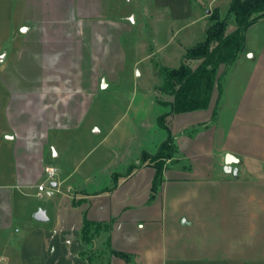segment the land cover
<instances>
[{"label":"crops","instance_id":"0c3cea01","mask_svg":"<svg viewBox=\"0 0 264 264\" xmlns=\"http://www.w3.org/2000/svg\"><path fill=\"white\" fill-rule=\"evenodd\" d=\"M217 1L0 0V264H264V19L246 31L235 64L218 69L208 107L167 117L175 146L159 180L141 158L166 138L158 117L169 107L157 100L174 101L159 90L153 59L168 67L178 54L196 70L203 61L185 55L204 41ZM202 21L203 40L177 39ZM111 86L118 95L128 86L126 111L77 152ZM227 155L237 159L230 172ZM46 167L59 170L48 193L57 203L39 222L31 190Z\"/></svg>","mask_w":264,"mask_h":264},{"label":"trees","instance_id":"16d2710c","mask_svg":"<svg viewBox=\"0 0 264 264\" xmlns=\"http://www.w3.org/2000/svg\"><path fill=\"white\" fill-rule=\"evenodd\" d=\"M262 19H264V0H233L226 18L221 19L219 15H212L204 41L187 51L186 60L203 61L196 70L185 62L179 68L162 65L155 67L156 74L163 80L159 90L174 96L173 102L157 100L159 105L169 107L168 112L158 117V126L165 133V140L154 154L143 152L141 156L143 162L155 164L158 169L157 180L161 176L164 162L157 163L171 158L174 153L175 144L167 117L173 113L190 112L208 107L212 91L220 81L221 76L217 75L218 69L221 66L229 69L235 64L244 51L246 31ZM232 22L237 28L234 32L228 33ZM94 226L95 223L88 220L84 222L82 233L85 243H91Z\"/></svg>","mask_w":264,"mask_h":264},{"label":"rangeland","instance_id":"374dc122","mask_svg":"<svg viewBox=\"0 0 264 264\" xmlns=\"http://www.w3.org/2000/svg\"><path fill=\"white\" fill-rule=\"evenodd\" d=\"M193 2H197L199 0H192ZM228 0H219L217 1V4L220 8H216V7H208V11H205L206 14V19L208 21V25H209V21L211 19L212 15H219V17L221 16L222 19L226 18L227 16V11H228V4H227ZM205 22L202 21L200 23H198L196 26L193 27H189L186 31H184L180 36H177V39L180 40L182 43L185 44L186 47H190L194 44H196L197 42L203 40L202 39V28L204 26ZM235 23L232 22L229 26V28H233L232 26H234ZM193 35L195 34V38L197 39H193L192 41H189V39H187L186 35ZM190 37V36H189ZM165 38V36H164ZM167 39V41H163V42H167L169 38L166 36L165 40ZM171 41H169L168 44H170ZM176 41H173L172 44V48L175 46ZM174 45V46H173ZM152 45H149L148 48H151ZM171 51V49L169 50V52ZM173 51V49H172ZM171 51V52H172ZM142 54H144L142 51L138 52L137 55L142 56ZM137 59L136 53L135 52H130L129 56H128V60L126 62V71H132V66L133 63L135 62V60ZM154 62V69L157 65H160V60L158 59V57H155L153 59ZM168 65V67H172V68H178L180 66V59L178 57V54L175 55H171L169 56L168 60L165 61ZM147 65L148 62H145V60L141 61V65H140V71L144 72L147 69ZM154 73L156 74V70H154ZM132 75L137 78L136 80L139 82V85L142 86H148L149 85V80H152L150 78H147L146 75H143V77H140V74L138 75V71H134V73H132ZM156 76H158L156 74ZM127 75L122 76V82H124V84L129 83V81L126 80ZM106 84V83H104ZM103 86V84H102ZM105 93L102 94L100 96V101H99V105L96 107V110L90 115V118H88L87 122H86V128H84L83 131V138L80 139L81 141H78L75 144V149L77 152H84L89 150L90 148L94 147L99 141H101L103 139V137L107 134L110 126L112 125L113 121L115 120V118L118 115H121L124 111H126L127 106H128V102H129V98H130V91L128 89V86L124 89V91H121V94H115V92L112 90V86L111 88H109L108 90L104 91ZM96 130H99L100 133H96ZM104 143H100L99 147L100 150H98L94 156L92 158H90L89 160H86V162L83 164L82 168L83 169H88L89 168V164L92 163V161L94 162V158L98 155V153L101 151V149H103V147H105ZM165 161H159L157 164L163 163ZM48 165L50 166H54L56 167L58 165L57 161H51L50 163H48ZM57 175L54 178V180L58 179V175H59V170H57ZM54 180H50L48 178V176L46 175V173H44L42 175V177L39 179V181L36 183L35 187L31 190L33 197L31 199V208H33L31 211V215L33 216L34 212L42 209L45 210L46 212H49V214H51L53 216L54 214V209H55V204L57 203V198L55 197H51L49 196V192L52 191V182ZM42 183L45 186V190L39 192L38 190V184ZM67 187V186H65ZM64 187V188H65ZM37 191L39 192V195L36 196ZM58 195H56L57 197ZM63 206V204L61 205Z\"/></svg>","mask_w":264,"mask_h":264},{"label":"water","instance_id":"95a60500","mask_svg":"<svg viewBox=\"0 0 264 264\" xmlns=\"http://www.w3.org/2000/svg\"><path fill=\"white\" fill-rule=\"evenodd\" d=\"M4 58V55L0 56V61ZM139 75V73H138ZM105 86V85H104ZM96 132H98V130H96ZM237 159L234 158L233 156L231 155H227L226 157V168H225V171H228L230 172L231 171V165L236 162ZM57 186V183H52V187H56ZM34 219L36 221H39V222H47L49 220L48 216H47V212L45 210H38L35 214H34Z\"/></svg>","mask_w":264,"mask_h":264},{"label":"built area","instance_id":"2783aa9c","mask_svg":"<svg viewBox=\"0 0 264 264\" xmlns=\"http://www.w3.org/2000/svg\"><path fill=\"white\" fill-rule=\"evenodd\" d=\"M57 169L54 168V167H46L45 168V173L46 175L48 176V178L50 180H54V178L56 177L57 175ZM39 191H44L45 190V186L43 184H41L39 187H38Z\"/></svg>","mask_w":264,"mask_h":264}]
</instances>
